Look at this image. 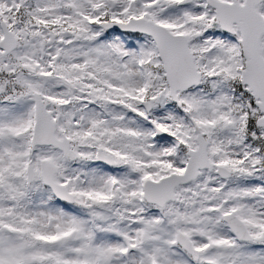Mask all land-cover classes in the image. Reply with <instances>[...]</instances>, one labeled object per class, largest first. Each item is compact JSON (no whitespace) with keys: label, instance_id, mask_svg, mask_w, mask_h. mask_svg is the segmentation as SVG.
Masks as SVG:
<instances>
[{"label":"snow or ice","instance_id":"6c2138e0","mask_svg":"<svg viewBox=\"0 0 264 264\" xmlns=\"http://www.w3.org/2000/svg\"><path fill=\"white\" fill-rule=\"evenodd\" d=\"M0 264H264V0H0Z\"/></svg>","mask_w":264,"mask_h":264}]
</instances>
